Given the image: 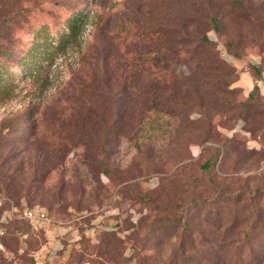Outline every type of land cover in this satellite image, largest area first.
<instances>
[{"label": "rangeland", "instance_id": "1", "mask_svg": "<svg viewBox=\"0 0 264 264\" xmlns=\"http://www.w3.org/2000/svg\"><path fill=\"white\" fill-rule=\"evenodd\" d=\"M220 2V11L214 13L212 0H0L1 158L11 157L10 164L16 165L31 157L51 170L43 184L30 188V198L22 196L20 205L14 202L17 210L7 235L0 239L4 247L0 264H31L29 253L44 239L42 245H47L50 237V246L58 240L68 248L52 264H113L97 251L100 238L110 234L120 240L119 255L112 258L116 264H145L143 259L155 255L165 260L179 240L243 237L237 230L247 217L230 212L237 208L233 199L242 198L239 207L252 195L259 196L255 201L262 205L264 197L255 193L264 189V156L260 158L264 111L262 116L253 114L264 109V95L255 92L253 100L247 99L254 85L260 84L264 91V81L257 80L251 69L258 62L264 69V0H241L239 14L249 21L231 8L232 0ZM78 13L89 15L87 21L63 48L58 47L67 32L66 21ZM213 15L219 16L220 33L208 26ZM159 25L169 34L188 32L190 45L185 46L191 47L195 40L197 58L215 54L235 71L222 76L206 67L195 69L190 80L191 88L198 87L195 98L161 91L162 115L148 123L154 109L148 98L155 93L151 87L170 81L171 76L156 31ZM204 31L215 43L200 45ZM233 50L241 55L232 54ZM139 91L144 92L133 108L125 109L124 123L116 131L112 125L118 119L119 103ZM204 93L220 99L214 108L209 102L198 106L196 101ZM169 101L177 102L182 116L170 113ZM80 102L85 108L92 105L101 121L96 115L83 123L76 112ZM248 103L254 105L252 110L246 108ZM141 109L143 115L136 119L134 112ZM246 112L250 114L245 123L239 117H246ZM56 119H63L62 131L71 136L70 141L56 129ZM253 123L259 129L250 133ZM204 137L208 138L204 141ZM86 140L90 145L84 144ZM58 144L66 155L50 154ZM230 145L235 154L227 150ZM29 176L28 168L19 173L25 183ZM160 187L165 204L161 199L153 202L152 193ZM203 190L208 194H199ZM195 194L200 200L213 198V205L195 209ZM223 205L227 213L216 217L213 212L211 218L224 225L236 222V231L210 234L213 227L198 224L200 216L205 217L203 208ZM24 206L43 208L78 233L61 237L64 228L58 226L36 231L19 218ZM166 209L169 214L163 213ZM109 225L111 231L103 229ZM195 228L208 231L199 234ZM18 231L27 236L25 240ZM210 254L186 241L184 255L195 260Z\"/></svg>", "mask_w": 264, "mask_h": 264}, {"label": "trees", "instance_id": "2", "mask_svg": "<svg viewBox=\"0 0 264 264\" xmlns=\"http://www.w3.org/2000/svg\"><path fill=\"white\" fill-rule=\"evenodd\" d=\"M212 2H214L213 5H216L213 8L214 13H217L218 11H220L222 3L220 2V0L218 1L212 0ZM231 8L236 12L238 16H243L239 14L240 12H242L240 11L242 10L241 0H232ZM88 16L89 15L85 13H78V15L69 17V19L66 21L68 23L67 32H65L61 40L57 42V46L63 48L66 42L73 39L82 29L84 23L87 21ZM218 17L219 16L217 15L211 16L210 22L208 24V26L213 30L214 33L221 32L222 24L219 22ZM243 18L246 19L244 16ZM246 20L249 21L248 19ZM204 23L205 21L202 20L201 24H204ZM225 25L226 24L224 23V26ZM164 28H165L164 26L159 25L156 27V31H157V34L159 36L161 43L164 44L163 49L165 50V52L162 54V56L165 59H168L169 61L170 69L168 70L171 76H170V81H167V82L164 81V83H161L158 86L154 85L151 87L155 89V93L150 92V95L148 96V98H150L151 105L154 109L151 111L150 116L148 117L150 118L148 119V123H153L156 117H159L162 115L160 110L164 109V107L162 106L163 103L161 102L160 95H159L161 91L172 90V91H175L176 93L185 94L191 98H195L197 91H198V87L196 89L191 88V84H190V80H192V78H195V69L206 67V68H209L214 74L222 75V76H229L230 73L235 71L234 69L231 70V68L227 66L225 61H222L221 59L217 58L215 54L214 56L216 58L214 56L212 57L204 56L203 58H197L199 52L197 49H195V40L191 42L192 43L191 47L193 46L192 48L191 47L187 48L185 46V45H190L189 43H190L191 35L188 32L175 35V34H169L168 32L165 31L166 29ZM261 37L263 36H260V38ZM236 39L239 42L242 41L240 37H237ZM198 42L200 43V45H203V46L215 43L214 40L211 39V36L208 35L205 31L200 36ZM173 43L184 45V47L181 46L182 48L179 47L177 49L173 45ZM227 47L229 49H232V43L230 44L229 42L227 44ZM232 54L236 56L241 55V53L238 52L237 50H233ZM21 63L23 66L26 65V58L24 56L21 58ZM261 65H262L261 62L252 63L251 69H252V74L257 76V80L264 81L263 80L264 79V69L261 68ZM2 74L4 73L0 72L1 76ZM157 89H160V91L156 92ZM143 92L144 91H139L138 93H136V95L129 94V96L127 95V97L119 103L120 111L118 110V119L115 120V123L112 125L113 129L115 127V130L118 131V129L123 125L124 116L126 114V112H124L125 109L133 108V106L136 105L139 94H142ZM255 92H257L258 95H263L260 87L258 85H254L253 90L248 94L247 99L253 100ZM146 93L148 92L146 91ZM199 98H202V99H200L201 101H196L198 103V106H202V104L209 102L211 104V107L213 108L220 100V99H215L213 95L209 97L207 93H204L203 96L202 95L199 96ZM87 102L93 103L91 99L87 100ZM169 104H170L169 111L171 114L182 116L180 107L178 105H174V104H177V102L169 101ZM78 105H81V106L78 109H76V112L80 114L81 116H83V121H84L83 123L88 122L87 118L89 119V117L93 118L96 115L97 116L99 115L98 112H96V110H94L92 108L93 106L90 104L86 106L88 108L83 107L84 104H82L81 102L78 103ZM263 105H264V99H263ZM245 106L249 110H252L254 107V105H250L249 103L245 104ZM257 110L253 114L262 116L264 109L262 111H260L259 109ZM249 114L250 113H248L246 117H239V119H241L242 121L246 123ZM142 115H143L142 109L134 112V117L136 119H140ZM98 118L101 121V117L98 116ZM62 121L63 119L61 120L56 119L54 121L55 123L54 125L56 126L57 130L64 133L62 131V125H63ZM94 121L95 119L93 120V122ZM253 125L254 126L250 128L251 130L247 129L249 130L250 133H253L256 129H259L255 127L256 123H253ZM64 134H65V139L70 141L71 136L67 133H64ZM261 136L262 138H264V131H262ZM56 137H61V136L59 133H57ZM207 138L208 137H204L202 140L205 141V139ZM2 139H3V136L0 135V183L2 185V188H0V193L2 192V189H3L5 191L4 194L8 196L9 198H11L13 203L15 202V204L20 205L21 204V202L19 201L20 198L22 196L30 198L29 197V193L31 191L30 188L34 185L40 186L41 184H43L46 181L48 174L51 172V170L49 168L43 169V165H40L38 163V160L32 159L31 157L27 158V160L18 162L16 165L10 164L12 163L10 162L11 157H8L10 159L1 158V155L3 152L2 145H1L3 141ZM229 143H231V141ZM262 143H263V146H262L263 149H262L261 154L263 155L262 157L260 156V158H263L264 156V141H262ZM84 144L90 145V142L86 140ZM228 149H230V154L236 153L234 152L233 145H230L229 148L227 147V150ZM215 150L218 153L220 152L219 147H215ZM51 152L53 153H50V154L54 155V157H56V155H66V153H64V146L62 144H58L57 146L52 147ZM223 152H224V147H223ZM209 165H210L209 161H206L204 164V167L207 168ZM25 168H28V172L30 174V176L27 179L28 180L27 183L22 182V180L19 178V173ZM25 184L28 185L27 189L25 188ZM163 189L164 191L166 190V185L164 186ZM204 192H207L208 194V190H203V192H200L199 194L204 193ZM255 193L264 195V189H257L255 190ZM152 194H153V202H157L161 199L162 204L167 203L162 197L163 196L162 187L155 190ZM33 197H36V196H33ZM251 197L252 198H249L248 199L249 201L246 202V204H241V206L239 207H238V203L241 201L242 198L237 197V199H233V204L234 205L237 204V208L230 209V212H233L235 215H238L240 213L247 217V221L242 220V222H239V224L244 225V226L239 227L241 229L237 230L242 234L243 237L237 238L235 240H226L224 237H222L220 240H217L215 239V237H212L211 239H209L208 237L203 236L201 239L195 238V242L193 241L192 238L191 240L190 239L189 240L187 239L179 240L178 243L176 244V249L174 253L171 254V256H169L165 260L161 259L158 255H155L153 257H148V258L143 259V262L145 264H181V263L182 264H192L193 262H195V264H264V197L261 198L263 200L262 205H259L258 201L257 202L255 201L256 198H258L259 196L252 195ZM14 199H17L18 201ZM213 203H214L213 198L212 199L205 198L204 200H200L198 195L195 194V209H198L199 207H203L207 204L213 205ZM159 204L160 202H158L157 207H159ZM28 207L38 209V207L36 206L35 207L28 206ZM203 209L205 212V214L203 215L205 217L202 218V216H200L201 218H199L198 224L209 225L213 227V230H210V229H209L210 231L198 230L197 228H195L199 234L201 233V231H208L210 234L212 233L215 234L216 231L219 232V230L221 229H224L228 232L236 231V227L234 226L235 224H237L236 222L232 223L231 225H224L223 223L219 222L218 218L217 219L215 217L211 218L213 212H215L216 217L223 216L224 214H226L227 208L225 205H223V207L220 206V208L218 207L216 209L215 208H203ZM224 209H226V211ZM165 211H167V214H169L168 213L169 210L166 209L163 211V213ZM197 211L198 213L200 212V210H197ZM172 219L178 220V217L172 218ZM184 222L186 223V225H190V220H185ZM9 223L4 225L5 233L1 237V239L7 235V227ZM250 233L253 234L252 237H248ZM17 235L20 237L23 236L24 238L22 237V239L24 240L27 237L23 232L21 233L19 231ZM44 241H42L40 245L32 251L37 250ZM186 241H189L191 246L195 244V246L205 247L206 251L209 250L211 254L207 256H201V258L199 259L196 258L195 256V260L194 258H191L190 256L184 255V251L186 250ZM119 243H120V240L113 234L102 236L100 238V245L97 246L98 247L97 251L99 252V255L101 257H105V259L108 262H112L114 264L115 262H114V259L112 258L116 257L115 255L119 253L117 251L118 247L120 246ZM217 250H227L230 252V254L228 253V255L223 256ZM30 253H29L30 263L34 264L33 258L31 257ZM245 253L247 255H245ZM46 264H49V263L47 262ZM117 264H120V262H118ZM139 264H142L141 261H139Z\"/></svg>", "mask_w": 264, "mask_h": 264}, {"label": "built area", "instance_id": "3", "mask_svg": "<svg viewBox=\"0 0 264 264\" xmlns=\"http://www.w3.org/2000/svg\"><path fill=\"white\" fill-rule=\"evenodd\" d=\"M211 39L216 41V39L212 36ZM16 210L17 209L15 208L11 198L0 193V239L5 233L4 225L8 224L12 220ZM19 218L28 221L31 227L36 231H42L51 226H58L64 228L63 232L59 233L61 237H63V235H66L67 233H72L74 235L78 233V230H75L70 223L56 221L54 218L48 216L47 212L43 208L35 209L24 206ZM103 229L111 231L113 228L109 225L105 226ZM49 242L47 245L45 243L44 245H41L37 250L30 253L31 257L33 258L34 264H46L47 262L50 263V261L55 259L58 256V253L61 251L62 257L66 255L68 250L67 246L60 243L58 240H55L53 246H50ZM3 250L4 247L0 240V251Z\"/></svg>", "mask_w": 264, "mask_h": 264}, {"label": "crops", "instance_id": "4", "mask_svg": "<svg viewBox=\"0 0 264 264\" xmlns=\"http://www.w3.org/2000/svg\"><path fill=\"white\" fill-rule=\"evenodd\" d=\"M258 86L260 87V89H261V92H262V94L264 95V91L262 90V88H261L260 84H258ZM50 238H51L50 240H52V238H53V237H50ZM50 240H49V241H50ZM49 243H50V242H49ZM50 263L52 264V263H53V260H52V261H50ZM50 263H49V264H50Z\"/></svg>", "mask_w": 264, "mask_h": 264}]
</instances>
